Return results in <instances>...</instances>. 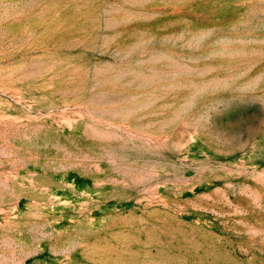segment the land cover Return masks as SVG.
<instances>
[{
  "label": "rangeland",
  "instance_id": "rangeland-1",
  "mask_svg": "<svg viewBox=\"0 0 264 264\" xmlns=\"http://www.w3.org/2000/svg\"><path fill=\"white\" fill-rule=\"evenodd\" d=\"M0 264H264V0H0Z\"/></svg>",
  "mask_w": 264,
  "mask_h": 264
}]
</instances>
